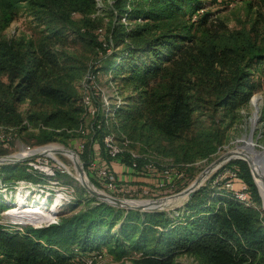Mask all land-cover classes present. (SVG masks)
Listing matches in <instances>:
<instances>
[{"label":"trees","instance_id":"1","mask_svg":"<svg viewBox=\"0 0 264 264\" xmlns=\"http://www.w3.org/2000/svg\"><path fill=\"white\" fill-rule=\"evenodd\" d=\"M22 3L38 20L41 38L2 35ZM96 10L97 0H0V76L8 81L7 92L0 97V123L19 135L38 128L40 144L79 139L87 165L91 155L96 158L94 145H99V165L119 185L130 189L139 185L138 192L182 190L188 183L181 184L176 173L164 181L165 169L157 163L156 174L148 173L144 166L152 157L147 154L134 158L125 149L116 158L109 157L103 144L104 136L112 135L108 121L128 147L140 143L144 152L170 156L181 167L210 160L231 138L230 129H241V110L258 89L254 72L264 64V14L257 13L248 31L232 30L214 21L201 0H114L108 48L87 74L108 73L113 86L120 85V96L127 90L134 95L107 111L103 102L96 103L99 94L95 95L94 117L83 102L84 69L73 66L74 57L58 46L73 37L102 49L89 17ZM77 15L82 18L75 20ZM26 101L30 109L22 119L18 107ZM117 165L129 177L121 179L114 171ZM225 167L238 170L255 207H246L213 186L214 174L178 216L97 202L78 212L76 207L65 209L58 224L44 228L10 230L0 225V264H71L76 258L85 263L103 249L119 257L138 255L133 264H178L181 256L198 264H264V213L257 208L262 196L244 161ZM90 177L104 186L97 172L91 170ZM162 181L164 187L159 186ZM5 207L0 202V210Z\"/></svg>","mask_w":264,"mask_h":264},{"label":"rangeland","instance_id":"2","mask_svg":"<svg viewBox=\"0 0 264 264\" xmlns=\"http://www.w3.org/2000/svg\"><path fill=\"white\" fill-rule=\"evenodd\" d=\"M113 2L114 0H97V10L89 16L92 19L94 26L96 27L93 34L97 36L100 43H103L102 49L95 45L92 46L90 44L84 43L81 40L75 41L73 40V37H70L64 45L58 46L59 51H62L63 53H67L68 55L74 57V60L71 61L73 66L84 69L83 78L81 79V86L83 87L81 90L82 93L86 90L84 89L86 82L83 80L85 75L90 69L93 70L99 65V59L104 56V48H108L106 46L107 43H105V40L110 32L109 29L111 27V21L114 19L111 11ZM201 3L203 4L205 11L211 13L214 21L220 20L225 23L229 29L232 30L248 31L257 13L259 12L264 14V0H201ZM21 7H23L22 10L18 12L13 23L2 33V35L6 38H41V28L37 27V24L39 23L38 20L34 19V16L31 13L27 12L24 3L21 4ZM75 18V20H77L82 18V16L77 15ZM107 52L110 53L111 49H107ZM254 73V81L258 84V89L251 98L249 106L241 110V119L243 121V124L240 127L241 129L239 130L238 128V131L230 129L231 138L221 148H219L217 153L214 154L210 160H197L193 163L185 165V167H181L177 165L174 159L170 156L157 154L156 152H152L149 149L148 151L144 152V147L140 143H134L130 145L131 147H128L129 143L124 141L125 143H128L126 144V147L124 143L122 144L123 137H121V134L116 131L113 123L111 121H108V130L112 133L117 143L120 144L124 148V150L129 149L131 153L139 156L143 154L149 155L150 157H152L151 161L155 162V164L157 163V165H160L162 168L170 170L173 175L176 173L179 177L178 181L181 179V184L188 183V185H186L182 190L179 191H174L173 189L161 190L160 188H156L153 192L154 195H148L145 191L138 192L135 187H139V185L132 184L134 188L131 189L124 185H120L123 189H125L124 191L128 190L130 192L113 194L108 190L97 186L91 180V168L86 164L84 160L83 153L85 152L84 149L81 148V142H79V139L74 141L73 143L68 142V144H65L60 138H57V140L40 144L37 141V135L39 134L38 128L35 127H32V130L22 132L14 141V143H12V145H10L8 148L5 146H1L0 156L14 154L18 152L22 146L27 149H34L45 145H58V147L61 146L60 148H70L77 152L79 159L83 162V168L86 173V177H88V179L105 194H109L116 198H122L126 200H156L169 197L183 191L188 186H190L212 162L223 156L226 152L236 150L238 146L243 145L244 142L248 140V135L252 129L253 143L255 144V148L258 150L264 148V64H260V66L255 69ZM2 85H5V87H3ZM7 85L8 81L6 77L0 76V97L3 93L7 92ZM93 86H95L93 93L96 95L99 94V96H97L96 98V103L99 105L100 102H103L106 105V111L114 105L122 104L125 97L134 95L132 94L131 90H127L122 96H120V85L118 86V88L115 84L113 86L112 81L110 80V75L105 72H101L97 75L95 84H93ZM254 99H257L258 104H256V106L258 108V111L252 103V100ZM29 109V101L20 104V106L18 107V112L21 114L22 119H26V114ZM1 126L3 128H11L9 125L0 123V127ZM88 144L89 141L86 146H88ZM94 147L96 148L95 151L99 153V145L95 144ZM57 158L64 164V167L59 166L53 159L49 157L36 162V165L39 166L40 169L37 168L34 170H31L29 168L28 161L15 164L12 163L0 165V202L6 206L5 208L0 210L1 226L10 230H21L25 227L36 228L35 226L45 225V223L42 222L35 223L27 220L26 218H21L17 214H19V210L27 206H40L42 205L43 201H45L44 207L48 209L56 203L55 198L57 200L58 195L61 196V200L57 205L58 221L60 220V212L65 209L68 210L76 207V209H74V212H78L79 210L86 208L88 203H103L95 196L91 195L82 186V181L75 171L73 160H71L68 155L58 154ZM98 159L99 157H96L97 165L100 164L97 161ZM230 162L231 161L227 162L223 166L229 164ZM245 163L247 164V162ZM46 167L53 169L55 175L46 174L44 172L48 170ZM214 173L211 176H213ZM209 178L207 180H209ZM207 180L204 182V185ZM258 186L257 188L263 200V189ZM142 187L144 186L142 185ZM148 187L153 188L154 186L149 185ZM133 189H136L137 191L131 192ZM21 197L24 198L23 200L25 206L23 207H20ZM262 200L261 204L257 206L259 210H262ZM63 201L64 203L62 204ZM78 201H82V204L78 203ZM186 202L187 201L182 202V199H180L175 204V208L165 211L171 216H178L179 214H181L179 209L182 208ZM11 210L15 211L11 212ZM55 217L56 216H54V219ZM21 220L24 221L21 222ZM137 257L138 255L119 257V255L111 254L106 249H103L102 256L97 255L89 257L87 258V260H91L92 264H133V259ZM71 264L86 263L76 258L71 262ZM178 264L198 263L191 257L181 256L178 259Z\"/></svg>","mask_w":264,"mask_h":264},{"label":"built area","instance_id":"3","mask_svg":"<svg viewBox=\"0 0 264 264\" xmlns=\"http://www.w3.org/2000/svg\"><path fill=\"white\" fill-rule=\"evenodd\" d=\"M95 81H96V76L94 74H92L91 72H89L86 76V79H85L86 93H85L84 98H83L84 105L89 109L90 115L94 116V117H96L97 112H98L96 107H94L92 104V98L96 95L93 93V90L95 89V86H93V84H95ZM22 124L26 127H29V123L27 120H24ZM92 126H93V124L91 125V127ZM99 127H100V125H98V128ZM18 137H19V134L15 128H6V127L3 128L2 126L0 127V147L5 146L8 148L10 145H12V143H14V141ZM103 144H104L105 153L111 158H116L117 156H119L120 154H122L124 152V148L120 144L117 143V141L113 135L104 136ZM51 147H58V145H56V146L45 145V146H40V147H37L34 149H27L24 146H22L18 152L14 153V154H10V155L23 157V156L29 155L31 152H34V151H39V152L43 153L39 156H36L35 158L27 160L29 168L31 170H34V169L39 168V166L36 165V162H39L41 159H44L46 157L53 159L52 157L47 156L45 154V151ZM81 148L84 149V145L81 144ZM58 154H60V153H56L57 157H58ZM98 154H100V153L97 152L96 157H99V159L97 160L99 163V162H101V158H100V155H98ZM131 154L134 158L139 157L138 155H135L134 153H131ZM78 158H79V156H78ZM53 160L59 166H61V164L56 159H53ZM80 162L83 165V162L81 160H80ZM89 166H90L91 170L97 172L99 179L104 181V183H103L104 186L102 188L108 190L111 193H117V194L122 193V192H130L128 190L124 191L125 189H123L117 183L114 175L112 173H110L109 171H107L104 166L101 167V166L97 165L96 164V158H94L92 155H91V159L89 161ZM134 166H136V165L134 164ZM61 167H63V166H61ZM46 168L48 169L47 171H44L46 174L55 175L53 169H51L49 167H46ZM144 168L148 171V173L150 175L156 174L157 168H156L155 162L150 160L148 163L145 164ZM214 174H215V177H214V180L212 182L213 186H218V188L231 193L232 198L234 200L238 201L239 203L243 204L246 207H255L256 206L255 202L253 201V199L251 197V192H250L249 186L239 176L237 169L222 166L217 171H215ZM162 176L164 178V181L167 182V181H170L172 179L173 175H172V172L170 170L165 169L164 171H162ZM159 186L164 187L165 182L162 181V183ZM65 200H66V198H65ZM55 201H56V198H55ZM64 201L62 202V204L64 203ZM48 209H51V207ZM58 210H59V208H58ZM57 214H58V211L55 215L56 216L55 219L52 222L47 223L45 225H41V226H35L36 227L35 229L48 227V226L53 225V224H58ZM100 255L102 256V254H100ZM96 256H97V254H96ZM85 263L86 264H92V261L86 260Z\"/></svg>","mask_w":264,"mask_h":264},{"label":"water","instance_id":"4","mask_svg":"<svg viewBox=\"0 0 264 264\" xmlns=\"http://www.w3.org/2000/svg\"><path fill=\"white\" fill-rule=\"evenodd\" d=\"M252 103L256 107V110L258 111V108L254 103V100H252ZM248 141L251 142L252 148L255 152L253 157L248 158V157H246L247 154H245V156H243V157H233L232 152H236V150L228 151L223 156L219 157L217 160L212 162L200 174V176L198 178H196V180L190 186H188L186 189H184L183 191H181L175 195L165 197V198H161V199H156V200H126V199H122V198H116V197L109 195V194H105L102 191H100L93 183H91V181L88 179V177L86 178V173L84 171L83 165L80 162V160L77 158L75 160V166H76L77 172L79 173L80 176L83 177L84 181L87 180V184H86V182L80 181L82 186L89 193H92V191H94V190H92V188H94L96 191H98L99 193L93 192L94 193L93 196H95L101 202L107 203V204L112 205V206L117 207V208L125 209L127 211L128 210H137L140 212H159V211H165L168 209L175 208L176 207L175 204L180 199H182V202L189 200L191 197H193L195 192L198 189H200V187H202L204 185V182L215 171H217L224 164H226L227 162L232 161V160H243V161L247 162L248 167L250 169V172L252 174L254 183L256 185V182L254 179V165H258L259 169L261 171H264V148H262L261 150H258L255 148V144L253 143V129H252L248 135V140L246 142H244L243 145L238 146L237 149L238 148H244L245 149V147L248 146ZM63 150H66V151L72 153L73 155H75L76 157H78L77 152L74 151L73 149H70V148L62 147L61 149H57V150H53V151H54V153H62ZM41 154H43V153H41L39 151H34V152H31L27 156H23V157H19V158H14L15 155L0 156V165L25 162V161L32 159V158H35L36 156H39ZM256 187H257V185H256ZM258 193H259V190H258ZM259 195H260V193H259ZM135 202H138V203H135ZM146 203H148V204L146 205ZM262 204H263L262 206L264 207L263 200H262ZM261 211L264 213V209Z\"/></svg>","mask_w":264,"mask_h":264},{"label":"bare ground","instance_id":"5","mask_svg":"<svg viewBox=\"0 0 264 264\" xmlns=\"http://www.w3.org/2000/svg\"><path fill=\"white\" fill-rule=\"evenodd\" d=\"M254 103H255V105L258 104L257 99H254ZM57 149H61V148L60 147L48 148L45 151V154L47 156L52 157L53 159H56L61 164V166L64 167V164L56 157V153H54V151H53V150H57ZM60 154L68 155V157H70L71 160H73L74 168H75V171L77 172L76 166H75V160H76V158L77 159H79V158L76 157L75 155H73L72 153L66 151V150H63L62 153H60ZM232 154H233V157H243V156H245V154H247L246 157L251 158V157H253L255 152L252 148L251 142L248 141V146L245 147V149L244 148H238V149H236V152H232ZM19 157L20 156H14V158H19ZM77 175H79L78 172H77ZM79 178L81 179L82 182H86V184H87V180L84 181L82 176L79 175ZM254 178L256 180V185L257 186L259 185L263 189V195H264V171H261L259 169L258 165H254ZM92 190H94V191H92V193H90L91 195H94V193H99L94 188H92ZM23 197L20 198V207L25 206ZM60 200H61V196L58 195L56 203L52 205L50 210L47 209L46 207H44L45 201H43L42 205H40V206H38V205H34L32 207L27 206V207L19 210V212H18L19 214H17V215H19L21 218H26L27 220L35 222V223H37V222H42L45 224L50 223L54 220L55 213L57 212V205H58V202H60ZM263 202H264V197H263ZM135 203H138V202H135ZM147 204L148 203H146V205ZM263 209H264V207L262 206V210ZM13 211H15V210H11V212H13ZM22 221H24V220H21V222ZM39 226H41V225H39Z\"/></svg>","mask_w":264,"mask_h":264},{"label":"crops","instance_id":"6","mask_svg":"<svg viewBox=\"0 0 264 264\" xmlns=\"http://www.w3.org/2000/svg\"><path fill=\"white\" fill-rule=\"evenodd\" d=\"M114 171L118 174V176L121 178V179H124V178H127L129 176H126L125 174L122 173V169L119 165L117 166H114Z\"/></svg>","mask_w":264,"mask_h":264}]
</instances>
